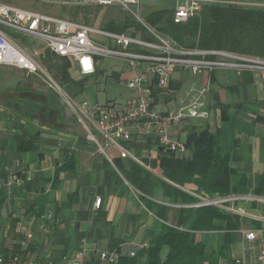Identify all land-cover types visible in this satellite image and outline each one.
Here are the masks:
<instances>
[{"label":"crops","instance_id":"1","mask_svg":"<svg viewBox=\"0 0 264 264\" xmlns=\"http://www.w3.org/2000/svg\"><path fill=\"white\" fill-rule=\"evenodd\" d=\"M187 70L189 68L176 67L166 89L152 88L153 106L157 111L174 110L188 102L191 88L208 83L204 98L210 115L181 122L172 128L171 137L185 145L184 139L194 126L218 131L223 151L230 156L232 179L237 187L231 193L264 199L263 194L256 193L264 179V79L255 71L239 73L233 68L217 67L192 74L184 86L187 76L183 72ZM175 72L177 76H173ZM119 77L120 73L112 72L111 78ZM108 101L113 102L106 99L103 103ZM13 105L12 110L0 103V256L10 258L19 249L22 264H66L70 256L82 252L83 264H112L118 261V247H146L152 236L160 232L164 221L140 201L139 192L120 172L129 158L121 157L114 146L105 145L103 151L98 149L97 144L87 138V130L80 127L79 121V125L66 123L55 130L52 124L41 123L35 115L21 116ZM94 134L99 137L96 130ZM18 138L29 139L31 147L20 150ZM128 151L134 154V150ZM138 154L145 161L158 157L157 149L147 146L139 147ZM137 159L145 169H150ZM110 170L116 172L118 178L109 174ZM152 171L159 174L157 168ZM15 173L31 175V179L23 180L20 185L8 184L10 175ZM182 189L193 196L192 203H169L161 188L154 189L151 199L177 210L204 207H191L199 201L197 196L219 195H200L195 192L197 187L193 183ZM168 215L174 216L172 211ZM193 221L191 213L184 227H191ZM28 232L33 237L25 241ZM208 233L221 235L219 242L206 243V251L216 254L223 246L224 230ZM206 234L202 232V236ZM233 241L238 243V252L237 236ZM113 243L118 247L112 246ZM103 251L110 254L105 261L98 257ZM166 251L164 247L162 257ZM235 255L237 253L230 259L219 257L217 264H232ZM137 260L138 264L146 262L144 256Z\"/></svg>","mask_w":264,"mask_h":264},{"label":"built area","instance_id":"2","mask_svg":"<svg viewBox=\"0 0 264 264\" xmlns=\"http://www.w3.org/2000/svg\"><path fill=\"white\" fill-rule=\"evenodd\" d=\"M50 2L51 0H45ZM61 4L112 6L116 5L132 14L140 23L146 25L137 11L140 0H58ZM172 19L175 23L185 22L202 9L205 3L222 0H173ZM254 7H264V1H232ZM151 39H140L129 34L110 32L81 24L71 19L51 16L27 8H20L11 3L0 1V65L14 66L27 73H43L50 87L58 90L64 101L76 115L77 120L87 130V138L97 144L98 149L114 146L120 156L140 161L128 151L125 143L134 132L137 136L153 135L159 146H164L174 154H183L185 145L171 137L174 126L189 119L208 118L210 111L205 101L209 85L202 84L191 88L190 99L185 105L168 111H157L151 98L152 88L166 89L176 67L189 68L192 74H201L217 67L233 68L237 72L255 71L264 79V58L240 54L226 50L183 49L172 39L146 25ZM13 29L27 34L45 43V48L53 54L68 57L75 64V71L80 76L93 75L98 68L99 56H111L125 60L131 75L120 80L132 92L124 102L92 103L87 100L77 101L68 97L55 81L43 70L39 63L37 48L26 50L15 42L8 30ZM92 35H101L109 44L92 40ZM90 122L91 127L87 124ZM96 130L99 134H94ZM102 141L103 144L100 143ZM31 175L11 174L8 184L20 185L23 180L30 181ZM1 186V183H0ZM199 201L192 206L212 205L220 211L239 218L238 225L230 229L237 236L239 249L232 259V264H264V199L258 196L238 194L197 196ZM99 206V199L96 201ZM224 232H226L224 230ZM25 241L32 240L33 234L26 233ZM139 245L120 246V253L135 256ZM109 252H100L99 259L106 260ZM83 253H77L66 260V264H83ZM0 264H22L18 255L9 259L0 256Z\"/></svg>","mask_w":264,"mask_h":264},{"label":"trees","instance_id":"3","mask_svg":"<svg viewBox=\"0 0 264 264\" xmlns=\"http://www.w3.org/2000/svg\"><path fill=\"white\" fill-rule=\"evenodd\" d=\"M232 1L242 0L205 3L200 12L182 23H175L172 19L174 4L170 9L161 7L149 10L141 17L146 25L172 39L183 49H219L264 58V7L241 5ZM88 9L89 7L78 5L69 8L67 11L69 19L87 22ZM105 25L107 31L110 32L125 33L140 39L152 38L146 25L140 23L129 12H127V16L112 17ZM39 63L51 74L55 83L72 95L70 98L75 99L87 90V83L91 75L74 76L73 63L68 57L45 51L40 54ZM102 72L103 70L97 68L93 75H99ZM37 74L41 75L42 73L36 72ZM26 79L19 80L15 88L21 90L20 92H35L36 89L29 86V84H33V81ZM26 83L28 85L24 87ZM38 86L36 87L41 88ZM38 91H43L42 94L48 101L50 100V104L51 102L54 104L52 108L48 106V110L52 109L57 117L56 124L52 125L53 129L57 130L62 125L63 128L66 123H70L71 126L79 125L76 115L72 111L69 115L65 110V108L70 109L62 100L57 89L49 87L45 90L38 89ZM13 99V97H9L8 102L18 107V103ZM60 99L63 101L62 104ZM32 107L34 109L33 105ZM17 112L26 118L32 116L28 111H18V108ZM35 117L37 116L35 115ZM38 119L41 123L50 124L43 118L38 117ZM184 141L187 153L176 155L172 152L161 151L158 152L157 159H146V161L138 157V149L146 146L157 149L159 145L155 136L134 135L125 143L127 149L134 150L133 155L148 164L150 169H145L137 161L129 158L123 164V169L119 170L124 174L128 183L139 192L140 201L164 223L160 232L152 236L146 247L138 249L135 256L131 257L120 253L118 261L112 264H138L139 256L145 257V264H217L219 257H228L226 248L233 243L235 238L230 229L238 225V217L234 218L212 205L197 208L182 207L176 210L151 199L154 189L161 188L169 203H192L195 200L193 196L191 197L182 189L186 184L191 183L197 187L195 192L203 196L213 194L221 196L236 191L237 187L232 179L233 169L229 165L230 156L223 151L218 131H212L207 126L204 128L194 126L189 130ZM18 144L20 150L31 147L29 139H19ZM154 168L158 169L159 174L152 171ZM110 173L118 178L116 172L110 170ZM260 182L256 193L264 195V179ZM169 211H172L174 216L170 217ZM191 213L194 214L193 224L191 227L185 228L184 224ZM218 230L226 231L224 232L223 246L216 254L211 251L207 252L206 243L202 240V232ZM113 244L112 246L118 247L117 244ZM164 247L167 248V251L162 257L161 252ZM117 251L120 252L119 247ZM19 252L18 249L11 257L18 255ZM4 258L9 259L7 255ZM60 260H63V256Z\"/></svg>","mask_w":264,"mask_h":264},{"label":"rangeland","instance_id":"4","mask_svg":"<svg viewBox=\"0 0 264 264\" xmlns=\"http://www.w3.org/2000/svg\"><path fill=\"white\" fill-rule=\"evenodd\" d=\"M5 3H11L14 4L20 8H27L33 11L41 12L44 14H48L51 16H58L64 19H69L68 15V9L72 8L73 6H76L74 4H61L58 0H51L50 2H47L45 0H0ZM174 2L172 0H140L138 4V12L140 16H143L145 13H147L149 10L155 9L156 7H167L171 8L173 6ZM79 6H86L89 7L88 12L86 14V17L88 19L87 22L82 20H77V22L81 24H87L89 26L95 27V28H101L104 30L106 29V22H108L109 19L112 17H123L127 16V11H124L120 7L116 5L112 6H97L99 7L97 9L96 6L91 5H79ZM64 8L65 10L63 11ZM67 9V10H66ZM132 15V14H131ZM8 33L12 36V38L15 40L17 44H19L22 48L26 50H30L31 48H37L39 50H42L43 52L49 51L45 48V43L41 39L34 38L32 36H29L27 34H23L22 32L10 29L8 30ZM92 40L96 41L97 43L100 42L102 44H109L110 41L105 40V37L101 35H92ZM42 66V65H41ZM43 70L52 78L51 74L46 71L44 66H42ZM98 68L103 70L102 73H99V75H91L89 76V80L87 83V90L80 95L79 97L75 98L77 101L87 100L90 104L94 102H101L103 103L106 99L111 100L113 102H124L126 98L129 97L131 91L127 89V87L120 83V80L128 78L132 71L131 69H128L127 64L125 60L117 57H111V56H99L98 59ZM117 71V73H120V77L118 79L111 78L112 72ZM184 75L187 76L186 79H184V86L187 84V80L192 77L191 71L187 70ZM177 72L173 74V76H177ZM74 76L78 77L79 74L74 69ZM30 79L32 80L33 84L29 86L31 88H35L34 91H27V92H20L21 90H17L15 88L16 83L19 82V80L22 79ZM26 79V80H27ZM53 79V78H52ZM25 80V81H26ZM54 80V79H53ZM257 81H259L256 78ZM28 81V80H27ZM27 83L24 84V87L28 85ZM39 85L37 88L36 86ZM50 86L48 84V80L46 79L45 75L42 73L41 75H36V73H27L23 70H20L14 66H6V65H0V103H3L4 106L8 105V109H12L11 103H6L8 100V97H13V101L18 103V107H15L13 105V108H18L19 110H23L25 112H29L30 115H36L39 118H43L46 120V122L50 123L49 125H55L57 122V117L55 116L56 113L49 108H52L54 104L50 100L46 98L43 91L39 90H45L48 89ZM60 87V86H59ZM62 88V87H61ZM63 93H65L68 97H72L69 93H67L64 89ZM60 94V93H59ZM61 96V94H60ZM62 98V96H61ZM64 101V99L62 98ZM61 99L59 100L62 104ZM67 105V102L64 101ZM34 106V109L32 107ZM69 107V106H68ZM70 109V107H69ZM13 110V109H12ZM66 111H68L70 115L71 109L68 110L65 108ZM17 111V110H16ZM80 124V123H79ZM87 124L91 127L90 122L87 120ZM80 127L83 128L82 124H80ZM96 135V134H95ZM220 234L217 233H208L206 235L202 236V240L208 244L209 241L214 242L221 239ZM237 247L238 243L233 241L230 245L227 246V256L230 259L231 255L237 253Z\"/></svg>","mask_w":264,"mask_h":264},{"label":"water","instance_id":"5","mask_svg":"<svg viewBox=\"0 0 264 264\" xmlns=\"http://www.w3.org/2000/svg\"><path fill=\"white\" fill-rule=\"evenodd\" d=\"M161 151H167L170 152L167 148H165L164 146H159L157 147V152H161Z\"/></svg>","mask_w":264,"mask_h":264}]
</instances>
